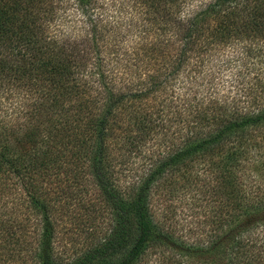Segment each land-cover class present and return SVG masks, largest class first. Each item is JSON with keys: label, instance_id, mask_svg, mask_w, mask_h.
<instances>
[{"label": "trees", "instance_id": "16d2710c", "mask_svg": "<svg viewBox=\"0 0 264 264\" xmlns=\"http://www.w3.org/2000/svg\"><path fill=\"white\" fill-rule=\"evenodd\" d=\"M0 264H264V0H0Z\"/></svg>", "mask_w": 264, "mask_h": 264}, {"label": "rangeland", "instance_id": "374dc122", "mask_svg": "<svg viewBox=\"0 0 264 264\" xmlns=\"http://www.w3.org/2000/svg\"><path fill=\"white\" fill-rule=\"evenodd\" d=\"M223 61V57H210V58H206L204 59V61L199 65L200 68L198 70H200V73L204 76V77H208L210 75V73L214 72V76L217 77L218 74H220L221 71L218 70V62H222ZM192 65H188L187 67L184 68V70L179 74V78L180 77H184V76H188L190 74H192V71H190L189 73L186 72L185 69L191 67ZM230 68L234 67V62L232 63V65H230ZM229 68V69H230ZM189 85V84H188ZM166 90H163L162 92H160L159 97L158 98H162L165 94ZM188 189V188H187ZM194 191H190V190H186V188H181L180 190H178L177 193H174L173 196H171L169 199H165V198H160L155 202V207L157 209H162L165 208L169 211H173L175 214V218L174 220L179 219V224L180 225H184V228H189L191 227V225L193 224H197L198 223V216H195V209L193 208V205L190 203V198L191 195L193 194ZM203 208V206H202ZM194 209V210H191ZM199 213H202V211H197ZM178 221V220H177ZM194 226V225H193ZM192 226V227H193Z\"/></svg>", "mask_w": 264, "mask_h": 264}]
</instances>
